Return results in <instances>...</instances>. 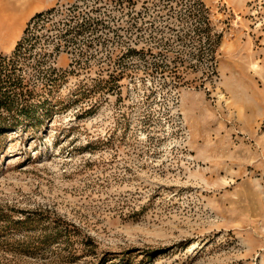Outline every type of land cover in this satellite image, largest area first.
<instances>
[{
  "label": "rangeland",
  "instance_id": "obj_1",
  "mask_svg": "<svg viewBox=\"0 0 264 264\" xmlns=\"http://www.w3.org/2000/svg\"><path fill=\"white\" fill-rule=\"evenodd\" d=\"M0 11V264H264V0Z\"/></svg>",
  "mask_w": 264,
  "mask_h": 264
},
{
  "label": "crops",
  "instance_id": "obj_2",
  "mask_svg": "<svg viewBox=\"0 0 264 264\" xmlns=\"http://www.w3.org/2000/svg\"><path fill=\"white\" fill-rule=\"evenodd\" d=\"M24 19L25 16L18 17L16 19H11L9 15L7 17H3L0 11V34L2 37L11 40L12 35L19 30V26Z\"/></svg>",
  "mask_w": 264,
  "mask_h": 264
}]
</instances>
